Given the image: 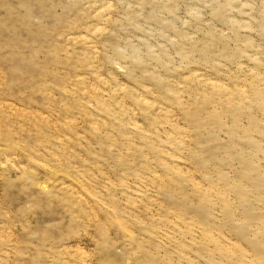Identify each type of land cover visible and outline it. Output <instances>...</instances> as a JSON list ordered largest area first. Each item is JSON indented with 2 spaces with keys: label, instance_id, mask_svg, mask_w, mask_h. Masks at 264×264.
<instances>
[{
  "label": "rangeland",
  "instance_id": "rangeland-1",
  "mask_svg": "<svg viewBox=\"0 0 264 264\" xmlns=\"http://www.w3.org/2000/svg\"><path fill=\"white\" fill-rule=\"evenodd\" d=\"M0 264H264V0H0Z\"/></svg>",
  "mask_w": 264,
  "mask_h": 264
}]
</instances>
